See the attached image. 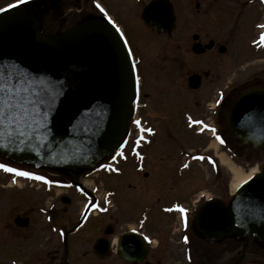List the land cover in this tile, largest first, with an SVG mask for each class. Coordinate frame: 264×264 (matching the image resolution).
Here are the masks:
<instances>
[{
	"label": "flooded vegetation",
	"instance_id": "af4514ba",
	"mask_svg": "<svg viewBox=\"0 0 264 264\" xmlns=\"http://www.w3.org/2000/svg\"><path fill=\"white\" fill-rule=\"evenodd\" d=\"M25 1L40 9L41 30L44 34L62 31L50 30L48 28L50 24L44 27V16L55 12L57 8L62 7L61 10L64 11L72 2L81 4L80 10L76 11L80 14L78 16L80 19L75 23L90 19L106 20L111 17L112 22L114 21V24L123 32L136 64L139 95L135 111L150 109L153 101L150 99L155 98L156 95L166 94L168 86L163 80L153 83H148V80L144 81L145 66H141L142 60L138 57V51L125 27L115 20L116 17L106 5V0H14L10 3H24ZM118 1L124 2V0ZM141 1L137 2L139 4L136 3L138 5L136 7L140 9L137 16L148 33L168 39V41L174 37L177 27L174 31L159 32L143 21V10L153 0ZM166 4L167 8L161 12V15L169 18L172 9L177 24L181 7L179 0H166ZM183 4L189 7L191 2H183ZM195 7L197 10L200 9L199 3ZM66 10L62 15L66 14ZM122 13L128 14L127 7L122 10ZM196 35L199 36L197 39L194 38ZM169 42L165 43V48L173 44ZM211 42L210 50L202 55L194 54L193 48L196 43L203 45L200 49H204ZM188 46L194 56L202 57L218 45L213 40L205 43L203 38L195 33ZM219 49L221 50V47L218 51ZM158 63L155 65L158 76H161L163 72L169 73L171 70L178 73L172 65L175 63L174 60L170 61L166 57L164 61ZM160 63L164 64L160 66ZM183 68L185 67L182 66ZM192 74L199 75L201 80L199 88L192 89L187 78L190 93L201 89L204 78H214L208 71H203V76L195 72ZM256 78L260 83L251 88L264 87V82L260 79L263 77ZM247 84L248 82H244L240 87L218 88L214 101H208L205 104L206 111H215L217 116L213 124L214 131L209 129L212 132L210 134L207 129H202L199 125L194 135L202 140L208 138L211 141L215 139L214 134L216 133L224 140L221 130V124H224L221 120L223 111L220 110L229 105L230 95L244 89ZM177 90L175 88L174 91ZM146 99L150 101L147 102ZM153 141L151 139L125 141L114 156L115 159L111 157L108 160L111 169L101 167L105 165V160L98 164L99 171L97 172L61 171L43 175L47 180L53 181L51 185L44 181L18 176L15 173L5 174L11 189L5 188L3 191L13 192L6 193L7 203H0V264H264V238L256 233L243 230L236 235L221 237L205 234L197 228V216L206 202L214 199L219 204L228 207L234 199L233 194L229 197L227 186L223 188V191L219 189L222 186L218 180L221 171L211 165L206 155L204 159H199L205 154L204 149L196 153L190 148L186 149V145L176 140L178 163L170 167L172 172L168 174L173 186L171 190L177 196L171 199L165 197L163 189L157 188L158 186L155 193L148 194L145 186L128 183V188L135 187V190L139 192L133 197L130 193L118 192L119 189L115 185L114 188L106 190H103L99 181L91 187L87 185L91 177L100 178L101 175L109 178L124 175L121 178L125 182L127 180L126 172L124 173L126 164V167L134 164L135 172L142 174L141 176L129 175L130 179L137 181L142 178L141 181H146L152 174L157 180L155 184H158V166L154 162L160 159L159 154L163 159L167 149L162 152L164 146L152 148ZM120 152H123V155H120ZM152 158L155 160L151 161ZM138 159H141L140 163L137 162ZM149 161L154 163L151 167L154 172L152 171L151 174L146 171L149 168ZM201 161L205 167H209L210 172H205V177L199 172L197 174H201L200 178L193 182L187 181L190 176L195 175L194 170L197 165L202 164ZM114 169H119V171ZM140 170L144 171L140 172ZM71 173L83 176L84 180L81 178L74 180ZM65 175L68 178H65ZM199 179L201 180L198 181ZM22 183L31 187H19ZM123 188L121 190H125ZM195 190L197 191L193 194L196 195L194 198L186 201L179 200L181 194L192 193ZM213 190L216 194L212 196L210 192ZM31 191H38L39 194L31 193ZM170 200L171 202L166 203ZM41 201L43 203H40ZM120 202L123 204V210L120 209ZM94 205H99V207H94ZM132 207H138V212H133ZM180 209L185 211H180Z\"/></svg>",
	"mask_w": 264,
	"mask_h": 264
},
{
	"label": "water",
	"instance_id": "95a60500",
	"mask_svg": "<svg viewBox=\"0 0 264 264\" xmlns=\"http://www.w3.org/2000/svg\"><path fill=\"white\" fill-rule=\"evenodd\" d=\"M165 8V0L151 2L143 12L146 23L158 31L173 29L172 9L169 18L161 15ZM40 28L39 8L17 6L0 14V69L18 70L34 95L45 97L42 122L48 129L42 141L13 144L0 138L7 145L0 146V155L36 167L89 169L126 138L137 94L132 58L121 35L101 20L83 21L57 34L45 35ZM194 51L205 49L197 45ZM198 82V76L190 78L192 88ZM227 121L244 144L264 150V88L239 97ZM204 211L198 226L205 234L222 237L244 230L264 238V174L239 189L231 208Z\"/></svg>",
	"mask_w": 264,
	"mask_h": 264
},
{
	"label": "rangeland",
	"instance_id": "374dc122",
	"mask_svg": "<svg viewBox=\"0 0 264 264\" xmlns=\"http://www.w3.org/2000/svg\"><path fill=\"white\" fill-rule=\"evenodd\" d=\"M13 1L14 0H0V8L6 7V4H12L10 2ZM142 1L147 2L149 0ZM137 2H140V0H124L123 3L125 4L118 0H109V2L106 0V5L116 17L115 20L121 26L125 27L133 45L136 47L138 57L142 60L141 66H145L146 76H144V81L146 82V80H148V83H153L158 80H163L168 87L166 94L163 96H155L154 94L155 98L150 99L151 101L153 100L149 107L150 109L136 111L134 118L141 123L137 125L135 121H133L138 127L137 129H134V127L129 129L126 140L133 139L135 134H138V131H140L142 135L145 128H147L145 126L148 125V127L151 126L154 131V133L151 132L146 134L148 138L151 137L150 139L154 140L152 148L164 146L165 148L162 149V152H165L166 149L167 152L163 155V159H161V154H159L160 159H151V161L155 160L154 163H157L158 166V184H155L157 180L155 176L151 174L153 171L151 167L154 163L149 161V168H147L146 171L151 175L146 181H141L142 178L136 181L135 177V180L130 179L129 175L141 176L142 174L135 172L134 164H130L128 167H126V164L124 166V173L126 172L125 175H127V180H125V182L121 178L124 175L113 178L101 175L100 178L91 177L87 185L91 187L99 181L103 190L114 188L115 185L119 189L118 192L130 193L131 196L135 197L139 192L135 190V187L133 189L127 187L128 183H132L138 186H145L148 194L155 193L154 191L157 188H161L164 191L163 194L165 197L170 199L174 198L177 195L171 190L173 186L168 173L172 172L170 167L178 163V150L175 146L177 147V141H181V144L183 143L187 146L186 149L190 148L196 151V153L202 152L204 149L209 155H213L211 161L221 171V176L218 180L219 183L221 182L222 186L219 189L223 191V188L227 186V193L230 197L232 192L235 191L232 185L235 184L237 180L236 173L239 169L242 170L243 174L249 173L253 169H257L260 173L264 172V151L255 150L250 145L242 144V142L236 139L233 134L225 128L226 123L224 120L229 110L230 103L233 102L239 94L244 93L252 86L259 85L260 82L257 81L256 77H263L260 79L261 82H264V41L261 40V36L264 35V28L260 27V25L264 24V0H179L181 7L177 23L178 29L174 31V37L169 40L170 42L168 39L152 36L150 32L148 33V30L140 23L137 16L140 10L137 8V4H139ZM183 2H191V4L187 7V4H183ZM197 3L200 5V9L198 10L195 7ZM80 5V2H72L71 5L66 8L67 10L65 9L66 14L64 15H62V13L65 10L62 11V7L60 9L57 8L53 13L45 15L44 27L50 24L48 27L50 30H65L68 26L80 19L78 17L80 14L76 12L80 10ZM114 5L115 7L113 8ZM125 7H127L128 11L126 15L122 13ZM71 9L75 11H70ZM195 33L199 34L205 43H208L209 40H213L217 43V48L207 53L205 56H194L191 49L188 48V45L190 41H192V37ZM167 42L173 44L169 45V48H165V43ZM221 46L226 48V52H222V54L218 51V48ZM166 57L170 61H175L172 65L178 73L171 70L169 73L163 72L161 76H158L155 65L159 64V61H164ZM161 64L164 63H160V66ZM182 66L185 68L182 69ZM203 71L210 72L214 78H204L201 89L190 93V91H188L187 78H189L193 72L200 73L203 76ZM244 82H248L245 88L230 95L229 105L220 110L223 111L221 120L224 122V124H221L222 133L234 149L230 151L232 149L230 145L229 147H224L223 145H218V142L212 139L209 141L208 138L202 140L196 137L194 132L200 126L193 124L192 120L204 121L205 119L204 122L208 125H213L216 122L215 117L217 116L215 115V111H206L205 109L206 102L214 101L216 90L218 88L222 89L226 85L230 87H240ZM175 88L178 89L176 92L174 91ZM229 92L228 90V93ZM194 96H196V98H194ZM150 100L146 99L147 102ZM184 109L186 111H184ZM189 117H191L192 120H189ZM174 141L176 142L174 143ZM213 143L215 146H213ZM236 152L239 155L238 158L234 156ZM140 160L141 159H138L137 162L140 163ZM0 163L42 176L54 172H61L59 169L22 165L2 156H0ZM88 171L96 172L99 171V169L95 167L94 169L87 170V172ZM143 171L144 170H140V172ZM194 171L195 175L190 176L187 181H196L200 178L201 174L203 176L205 172H210V169L209 167H205L202 163L201 165H197ZM67 172L70 173L72 171ZM199 172H201V174H197ZM8 173L9 172L0 169V203H7L8 201L5 199L8 195L6 193L13 192H11V190H7V192L3 191L5 188L11 189L10 182L5 177V174ZM71 176L74 180L79 178L84 180V177H81V175H74L71 173ZM171 176L173 177V175ZM65 178L68 177L66 176ZM200 180L201 179L198 181ZM19 187L31 186L22 183ZM122 187H124L123 189L125 190H121ZM197 190L192 193L186 192L181 194L179 200L186 201L194 198L196 195L193 194ZM31 193L39 194L38 191H31ZM214 194H216L215 190L210 192V195L213 196ZM169 202H171V200L166 203ZM40 203L43 202L41 201ZM120 205V209L123 210L122 202H120ZM138 210V207H132L133 212H138ZM132 211L130 210L131 213H133Z\"/></svg>",
	"mask_w": 264,
	"mask_h": 264
},
{
	"label": "snow or ice",
	"instance_id": "6c2138e0",
	"mask_svg": "<svg viewBox=\"0 0 264 264\" xmlns=\"http://www.w3.org/2000/svg\"><path fill=\"white\" fill-rule=\"evenodd\" d=\"M15 6V4H9L7 7L11 8ZM97 6L99 7V5ZM6 10V8H0V12ZM101 11L104 10L101 9ZM109 20H111V17H109ZM113 23L115 22L113 21ZM260 27L264 28V24L260 25ZM121 35L123 34L121 33ZM261 40L264 41V35L261 36ZM130 51L131 49H129ZM44 107H46L45 97L37 98L34 95V89L30 81L23 74L16 69H0V138H7L9 143L13 144L23 142L25 139L44 140L48 132V129L44 127L42 122V118L46 115L44 111H41ZM189 120H192V118L189 117ZM135 123L140 125L141 122L137 120ZM192 123L198 124L203 122L192 120ZM204 128H208V125L205 124ZM146 131L152 132L153 129L148 128ZM0 146L7 147L2 141H0ZM119 154L123 155V152ZM199 159H204V157H199ZM101 167L111 169L110 165H101ZM0 169L9 173H15L18 176L44 181L49 185L53 183V181L47 180L42 175H37L30 171H22L4 163H0ZM114 170L119 171V169ZM94 207H99V205H94ZM180 211L185 210L180 209ZM185 240H187V237H185Z\"/></svg>",
	"mask_w": 264,
	"mask_h": 264
},
{
	"label": "bare ground",
	"instance_id": "6f19581e",
	"mask_svg": "<svg viewBox=\"0 0 264 264\" xmlns=\"http://www.w3.org/2000/svg\"><path fill=\"white\" fill-rule=\"evenodd\" d=\"M40 21H41V19H40ZM50 34H53V33H50ZM213 146H215L214 143H213ZM257 173H258V170L253 169L249 173L243 174L242 170L239 169L236 173L237 180H236L235 184L232 185V187L234 188V190L238 189L241 185H244L249 179H251L252 177L257 175Z\"/></svg>",
	"mask_w": 264,
	"mask_h": 264
}]
</instances>
